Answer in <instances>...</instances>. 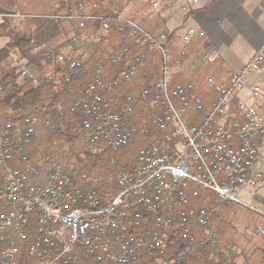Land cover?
<instances>
[{
    "label": "built area",
    "instance_id": "built-area-1",
    "mask_svg": "<svg viewBox=\"0 0 264 264\" xmlns=\"http://www.w3.org/2000/svg\"><path fill=\"white\" fill-rule=\"evenodd\" d=\"M61 9L63 13H56L54 18L69 23L71 51H52L36 63H25L13 53L21 78L37 83L39 75L33 68L38 67L48 68L47 77L56 83L81 79L82 54L91 55L88 42L111 46L114 19L123 23L124 38L143 33L132 19L92 14L82 2L73 5L66 1ZM89 20L102 21L98 32L87 30ZM197 34L202 36L204 32L195 28L187 31L182 54ZM146 35L163 58L159 81L152 89L139 92L140 99L152 110L161 106L143 131L156 130V134L139 150L137 165L119 172V192L112 199L103 203L96 189L77 186L73 172L78 155L102 150L103 144L118 150L138 132L137 126L127 125L125 119L134 111L137 97L123 95L120 89L144 66L145 53L132 56L131 47L125 46L112 54L111 61L121 65L113 77L105 65H97L93 79L71 108L81 122L82 136L67 161H29L30 143L40 123L35 114H24L21 119L0 125L4 176L0 185V264H83L84 259L92 257L96 264H140L144 251L155 256L154 264H185L197 247L217 244L214 218L224 205H247L242 192L264 189V110L238 96L239 91H245L264 102V88L247 78L260 70L264 51L256 52L244 70L234 72L230 83L208 78L217 100L205 112L195 84L178 82L172 87L169 36L164 32ZM195 113L203 114L200 125L184 120V115ZM14 151L26 163L24 168L11 166ZM45 164L49 176L41 184L37 180L42 179ZM206 189L215 194L210 204L192 205L194 200L204 201L202 191ZM33 215L37 228L32 227ZM235 249L222 248L209 254L208 261L215 264L221 260L220 255Z\"/></svg>",
    "mask_w": 264,
    "mask_h": 264
},
{
    "label": "trees",
    "instance_id": "trees-1",
    "mask_svg": "<svg viewBox=\"0 0 264 264\" xmlns=\"http://www.w3.org/2000/svg\"><path fill=\"white\" fill-rule=\"evenodd\" d=\"M62 1H64L62 4L69 1L73 5L80 2L85 3V5L89 3V7H87V5L86 7L90 13H100L109 19L114 18L117 14L115 12L113 13V8L117 5L121 9L125 0ZM56 13H58V11L50 14L28 13L32 23L30 24L32 27L31 31L24 33L16 32L13 35L12 42L0 48V87L2 89L0 94V125L7 121L21 119L24 114L29 113L35 114L40 118V123L36 133L32 137L30 149L28 151L29 161L32 162L38 159H43L47 162H49L50 159L64 162L74 155V149L77 148V144L82 136L81 122L78 116L71 112L74 100L93 79L96 73L97 63H102L103 65L107 62H109V65L111 63V65L107 67V70L109 71V69H111L112 72H110V75L112 77L116 76L121 69V65L114 64L111 61L112 57L106 45L103 43H95L90 40L88 46L94 59L86 57V60H84L83 70L85 75L81 80H72L71 82L62 80L56 83L54 80L47 77L49 74L48 68L43 70V68L41 69L38 67L34 68L35 72L39 75L37 83L29 78H21L19 67L13 59L14 49H18L22 58H29L30 63H34L43 56L51 53L54 47H56L54 45L57 44L61 36L66 37L67 34L70 36L69 23L63 19H55L54 16ZM63 23H66V25ZM144 23L147 25L143 27V33L138 32L136 35L124 39L122 35L124 29L123 23L114 19L111 21V26L114 29L112 37H114V35L120 37L123 43L121 47L130 46L132 49L131 54L135 55L139 47L143 48V51H148L149 49H147V46H154L148 41L146 34L156 35L157 29L160 28L163 29L164 33H166L169 38L172 36L171 31L167 29L164 21L160 24L154 21H149L148 23V20H144ZM101 24L102 21L100 20H89L86 23V28L90 33L98 32ZM42 45H45V47L35 54L34 50ZM122 50L123 48L121 51ZM157 53L159 55L151 52L147 59L148 68L146 67L144 71L142 70V72L139 71L140 73H138V76L141 77L138 83L134 82L132 78L121 87L122 91L126 92L122 93L123 95L132 93L137 97L134 111L130 114H126L125 118L127 125L134 124L137 126V129H139L132 138V141L118 150L103 144L102 150L95 152L89 150L77 156V163L73 172L74 182L81 188L88 187L96 189L103 203L112 199L119 192L117 186L119 172L132 170L137 165V160L135 158L136 151L138 150L137 145L143 144L147 139L150 140L154 137L153 131L149 133H144L143 131L145 130L146 124L149 126L152 117L156 115V113H159L161 106H156L152 110L148 104L140 99L139 92L147 87L152 89V81H159L163 73V58L159 51H157ZM160 55L161 57H158ZM176 65L177 60L175 59L174 62L169 63L170 67ZM58 67L61 68V65ZM63 69L67 71L64 66ZM180 76V72H174L171 82L172 87L175 86V81H177L175 79L180 78ZM197 76L198 75H196V78ZM189 82H192V80L190 79V81L186 83ZM148 99L151 100V97ZM21 108L24 109L23 113L20 111ZM200 121L201 118L199 119V122ZM13 154L11 166L13 168H24L26 163L22 161L21 155L17 151H14ZM48 173V164H45L44 168H42L43 177L37 180V182L41 184L46 182L49 176ZM3 179V168L0 166V185ZM195 204L197 203H192L194 206ZM200 204H204V201ZM218 216H216V218ZM32 219V227L37 228L36 215H33ZM215 226L219 233L217 244H210L205 249L197 247L188 257L185 264H211V262L209 263L208 261V255L213 252H218L223 248L221 242L226 234V228L223 223L221 224V222H219L215 224ZM12 242L19 244L18 239H13ZM22 249L26 252V245L22 244ZM243 255L246 257L243 264H251L250 258L245 254ZM238 257V253L236 254L233 252H230L228 255H220L221 260L215 262V264H236ZM141 260L140 264H154L156 261L155 256L149 255L147 251L142 253ZM83 262V264H96L94 257L84 259Z\"/></svg>",
    "mask_w": 264,
    "mask_h": 264
},
{
    "label": "crops",
    "instance_id": "crops-1",
    "mask_svg": "<svg viewBox=\"0 0 264 264\" xmlns=\"http://www.w3.org/2000/svg\"><path fill=\"white\" fill-rule=\"evenodd\" d=\"M141 1L143 2V0ZM148 1L153 3L151 7H154L153 11L155 13L149 16L143 9L145 4L142 5L141 3L142 22L149 20L161 24L164 21L167 29L171 31L172 36L169 40L170 55L173 56V53H176L178 57L177 65L171 67L173 73L176 69L185 72L192 69L199 70L205 66L209 78L213 77L216 81L230 83L234 72L244 70L245 66L256 55V52L264 51V0ZM122 8L120 9L116 5L113 8V13L115 12L117 16L120 15L127 20L132 19H128L120 13L124 11V8ZM132 20L136 22V20ZM190 28H195L197 32L203 31L204 34L202 36L195 35L186 46L185 54H182L185 44L183 38ZM162 30L158 28L156 34ZM113 32L114 29L111 33L112 44L108 48L110 55L115 54V52L119 53L123 48L121 47L123 44L121 40L119 41L121 44L117 47V39L120 37L116 35L112 37ZM151 52L159 55L156 49L151 48L147 53L144 51L147 56L146 59L149 58ZM199 58H204L205 64L203 67H201V60H196ZM145 64H147V60ZM260 67L258 72L248 74L247 78L264 88V61ZM175 73H178V71ZM155 82L157 81L152 82L151 85ZM191 83L195 82L192 81ZM195 84L197 85L195 86L198 94L203 99L204 106L208 109L217 98L215 91L212 86L208 88V91H201L199 83L196 82ZM238 96L247 104H253L260 110H264V102L254 100L245 91H239ZM250 194L264 209V189ZM260 212L264 213L263 210H260ZM259 229L257 228V230ZM251 248L250 255L242 250L241 255H239L241 259L239 258L236 264L245 262L246 257L243 254L250 258L251 264H264V255L259 256L254 247L251 246ZM261 251L264 252V250Z\"/></svg>",
    "mask_w": 264,
    "mask_h": 264
},
{
    "label": "rangeland",
    "instance_id": "rangeland-1",
    "mask_svg": "<svg viewBox=\"0 0 264 264\" xmlns=\"http://www.w3.org/2000/svg\"><path fill=\"white\" fill-rule=\"evenodd\" d=\"M62 0H0V48L4 47L6 44H9L10 42H12L13 39V35L16 32H30L31 31V20H30V15L28 13H32V14H41V13H46V14H50L52 12H60L63 13L62 8ZM91 3V2H90ZM141 3L143 5V3L145 4L143 9H145V12H147L149 14V16H151L153 13H155L153 11L154 7H151V5L153 6V3H151L148 0H143V2L141 0H125L123 5L124 11L120 12L124 17L126 18H132L134 20H136V22L138 23V25L140 27H143L145 25H147L146 23L142 22V18H143V13L141 12ZM87 7H89V3H86ZM92 6V5H91ZM126 7V8H125ZM122 8V9H123ZM148 16V15H146ZM149 23V20H148ZM64 25H66V23H63ZM68 25V24H67ZM71 32V28L70 25L68 26ZM68 32V33H69ZM159 32H164L159 31ZM71 36H68V34L66 35V37L61 36L60 39L57 41V44L54 45L56 47H54L53 51L55 50H62L64 51L66 54H68L71 51V45L69 44V40H70ZM118 37V36H117ZM121 39L118 38L117 39V47L121 44V42H119ZM60 41V42H59ZM59 42V43H58ZM89 43V42H88ZM60 46V47H59ZM45 45H42L41 47H38L34 50L35 54H37L38 52H40L42 50V48H44ZM108 48L110 46H107ZM144 47V45H143ZM151 48H153L154 50L156 48H154L153 46H147V49L151 50ZM141 49V50H140ZM90 50V49H89ZM109 50V49H108ZM146 51L147 52H149ZM167 50H168V55H170V50H169V44L167 46ZM14 56L15 58L17 57V59L23 60V62L27 63L28 61L30 62L29 58H22L18 49H14ZM138 52L136 53H144L143 48L139 47L137 49ZM158 51V50H157ZM91 53V51H90ZM132 56H134L132 54ZM86 57H92V55L89 54H82V63L84 62V60H86ZM158 57H161L158 56ZM172 57V59L170 60L171 62H174V59L177 60V55L176 53H173V56L170 55V58ZM94 59V58H93ZM147 60V59H146ZM196 60H201L202 64L201 67L204 66L205 61L204 58H199ZM39 61V60H37ZM36 61V62H37ZM34 62V63H36ZM16 63V62H15ZM109 62H107V65ZM146 63V62H145ZM99 63H97L98 65ZM105 64V67L107 69V66ZM17 66L19 67L18 63ZM148 66V64H144L143 67H141L139 69V71L141 72L142 70H145V67ZM34 67V66H33ZM61 68L63 69V65H61ZM64 68H66V66H64ZM148 68V67H147ZM34 69V68H33ZM47 68H43V70H45ZM67 71L69 72L68 68H66ZM64 70V69H63ZM82 70H83V66H82ZM65 71V70H64ZM108 71V70H107ZM173 70H171L170 72V76H171V82H172V78H173ZM175 72H180L181 76L178 79H174L177 80L175 81V83H186L187 81H190V79L192 81H194L195 83H199L200 85V90L203 91H208V88L211 86L210 83H208V78H209V74L207 72V69H205V66L203 68H200L199 70L197 69H192V70H188V71H180L178 69L174 70ZM84 72V70H83ZM109 74L111 71V69H109ZM138 72V73H140ZM199 72V73H198ZM70 74H72L73 72H69ZM138 73L135 75L136 77H133V81L138 83L139 78H141L140 76H138ZM85 72L82 76V78L84 77ZM196 75L197 78H196ZM138 77V78H137ZM81 78V79H82ZM81 79H76V80H81ZM130 79V80H131ZM173 79V81H174ZM74 80V79H72ZM197 80V81H196ZM71 82V81H70ZM129 82V81H128ZM154 82V81H152ZM193 83V84H195ZM197 86V85H196ZM121 93H126L125 91H122V89H120ZM156 92V91H154ZM217 97V96H216ZM217 100V98H216ZM215 100V101H216ZM212 107V106H211ZM211 107H209L208 109L205 107L204 111L208 112ZM193 110L192 107L190 108V113L192 114ZM184 115L183 118L187 123L193 122V124L196 125H200L202 123V113H195L194 115ZM191 116V117H190ZM201 118V121L199 122V119ZM196 119V120H195ZM154 132V137L156 134V130H152ZM153 137V138H154ZM152 138V139H153ZM152 139H147L146 142H143V144H138V150L136 151V155L135 158L138 161V153L139 150L144 147L147 146V144L152 140ZM215 196V194L209 190L206 189L205 191H202V197L204 200V204H200L203 201L202 200H194L192 201V203L196 202L197 204H195V206L197 205L198 207L201 206H208L210 204V202L212 201L213 197ZM241 196L244 197V199L247 200V205L244 204H240V203H232V204H228V205H224L222 207V210L218 213L219 216L215 219L214 218V228L216 229L215 224H218L219 222H221V224L223 223V225L226 228V234L224 235V237L222 238V247L225 249H231V248H236L233 253H238V256L241 255L240 252L245 251V253L247 255H250V251H251V246L254 247V249L257 251L259 256L264 255V252H262L261 250H264V213L260 212V210H263V207L258 204L252 194H250L247 191H244L241 193ZM200 205V206H199ZM257 228L259 230H257ZM255 245H254V242ZM256 240V241H255ZM240 257H238L239 259ZM241 259V258H240ZM251 263V260H250Z\"/></svg>",
    "mask_w": 264,
    "mask_h": 264
}]
</instances>
